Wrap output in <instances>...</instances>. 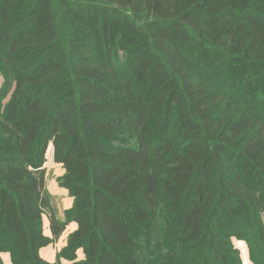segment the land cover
Wrapping results in <instances>:
<instances>
[{"label": "trees", "instance_id": "1", "mask_svg": "<svg viewBox=\"0 0 264 264\" xmlns=\"http://www.w3.org/2000/svg\"><path fill=\"white\" fill-rule=\"evenodd\" d=\"M60 4L0 0V72L14 82L0 112V253L242 264L236 237L264 264V0ZM49 145L73 198L63 220L45 190Z\"/></svg>", "mask_w": 264, "mask_h": 264}, {"label": "rangeland", "instance_id": "2", "mask_svg": "<svg viewBox=\"0 0 264 264\" xmlns=\"http://www.w3.org/2000/svg\"><path fill=\"white\" fill-rule=\"evenodd\" d=\"M51 1L55 9L57 10V13H59V11L61 10V4H60L61 0H51ZM115 53L117 56L116 57L117 61H122L123 51L119 49L116 50ZM13 84L14 82L11 78L9 80L5 79L3 74L0 72V112L2 111L4 105L10 98V95L13 90ZM170 128H171V134H173L174 127L171 126ZM42 169L44 170L45 190L47 192L50 210L55 215V217L63 220L65 217V212L68 211L73 204V198L72 196H70L68 189L62 185V177L65 173V170L62 164L54 161L53 152L52 155H50L48 149L45 153V160L42 164ZM41 220H42L41 221L42 231L44 234L45 233L48 234L47 213L43 214ZM262 221L264 223V215L262 216ZM147 231H150V233L153 235V227H149L148 229H146V232ZM69 233L70 231L68 232V230L63 232L60 236H58L56 239H53V241L50 244H48L46 247H44L41 250V256L43 257L44 260L50 263H53L57 260V253L65 244ZM231 242L234 248L238 250L242 264H253L252 261L250 260L249 249L245 241L238 239L236 237H232ZM143 243L146 246L147 243L144 242V240ZM0 258L3 264H12L8 252H1ZM61 263L68 264L67 261L65 260H61Z\"/></svg>", "mask_w": 264, "mask_h": 264}, {"label": "crops", "instance_id": "3", "mask_svg": "<svg viewBox=\"0 0 264 264\" xmlns=\"http://www.w3.org/2000/svg\"><path fill=\"white\" fill-rule=\"evenodd\" d=\"M48 150H49V152H50V155H52V152H53V148H52V145H51V147H50V145H49V147H48ZM57 218V217H56ZM76 223H74V222H71V223H69L68 225H67V227L65 228V230H64V232L65 231H67L68 230V232L70 231H73L75 228H76ZM71 227V228H70ZM70 228V229H69ZM47 230H48V234H46L48 237H51V231H50V229H49V220L47 221ZM43 249V248H42ZM41 249V250H42ZM41 250H40V255H41ZM43 258V257H42Z\"/></svg>", "mask_w": 264, "mask_h": 264}, {"label": "bare ground", "instance_id": "4", "mask_svg": "<svg viewBox=\"0 0 264 264\" xmlns=\"http://www.w3.org/2000/svg\"><path fill=\"white\" fill-rule=\"evenodd\" d=\"M50 147H51V145H50Z\"/></svg>", "mask_w": 264, "mask_h": 264}]
</instances>
